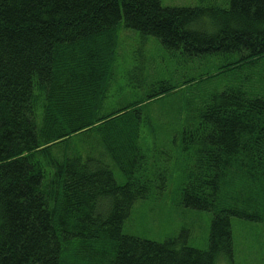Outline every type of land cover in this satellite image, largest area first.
Instances as JSON below:
<instances>
[{
	"label": "trees",
	"instance_id": "1",
	"mask_svg": "<svg viewBox=\"0 0 264 264\" xmlns=\"http://www.w3.org/2000/svg\"><path fill=\"white\" fill-rule=\"evenodd\" d=\"M228 1L0 0V264L233 263L231 218L264 220V0ZM122 28L198 58L210 82L185 92L170 76L109 106ZM170 93L177 113L151 119ZM169 128L180 204L212 216L205 250L122 231L166 187L153 152Z\"/></svg>",
	"mask_w": 264,
	"mask_h": 264
},
{
	"label": "rangeland",
	"instance_id": "2",
	"mask_svg": "<svg viewBox=\"0 0 264 264\" xmlns=\"http://www.w3.org/2000/svg\"><path fill=\"white\" fill-rule=\"evenodd\" d=\"M228 3V0H161L163 6L171 7L200 5L226 8ZM117 38L119 41L114 57L113 83L107 98V103L111 107L116 105V101H133L143 97L150 92L151 83L170 76L174 78L176 86L185 87V92L199 90L200 85L210 82L207 79V72L213 68L205 64L196 69L198 58H189L177 50L165 49L156 37L141 35L134 29L122 28ZM167 100L162 111H157V114L153 111L154 114H150L151 119L165 120V115H160V112L177 113L175 93H170ZM142 133L143 140L145 137L143 143L154 149L152 135L146 136L148 131L144 129ZM173 133L169 128L159 138V145L167 151L166 154L162 156L161 153L153 152L154 156L149 153L158 160L165 158L169 168L166 187L161 191L157 187L146 199L137 200L130 208L122 231L157 242L182 234L189 246L205 250L209 242V224L212 216L208 211L193 210L180 204L177 192L178 184L183 179L180 172L182 164L178 162L181 153L180 144L173 147V143L169 142ZM168 137L169 141L163 142ZM177 140L176 137L175 142ZM114 177L119 183L125 181L118 168L114 169ZM230 225L233 237V263L222 260L219 264H264V220L253 222L232 217Z\"/></svg>",
	"mask_w": 264,
	"mask_h": 264
}]
</instances>
